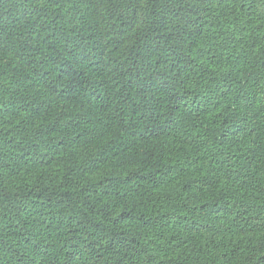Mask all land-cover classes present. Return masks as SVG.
I'll use <instances>...</instances> for the list:
<instances>
[{
    "label": "clouds",
    "instance_id": "1",
    "mask_svg": "<svg viewBox=\"0 0 264 264\" xmlns=\"http://www.w3.org/2000/svg\"><path fill=\"white\" fill-rule=\"evenodd\" d=\"M0 264H264V0H0Z\"/></svg>",
    "mask_w": 264,
    "mask_h": 264
},
{
    "label": "trees",
    "instance_id": "2",
    "mask_svg": "<svg viewBox=\"0 0 264 264\" xmlns=\"http://www.w3.org/2000/svg\"><path fill=\"white\" fill-rule=\"evenodd\" d=\"M145 87L147 88V87H148V85H145Z\"/></svg>",
    "mask_w": 264,
    "mask_h": 264
}]
</instances>
